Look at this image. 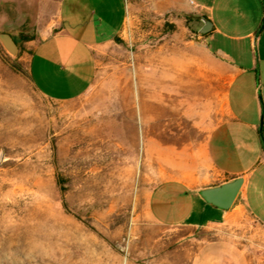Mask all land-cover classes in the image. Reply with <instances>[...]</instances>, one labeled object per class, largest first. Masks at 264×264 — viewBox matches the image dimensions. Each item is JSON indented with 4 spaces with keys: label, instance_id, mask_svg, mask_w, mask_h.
Segmentation results:
<instances>
[{
    "label": "rangeland",
    "instance_id": "rangeland-1",
    "mask_svg": "<svg viewBox=\"0 0 264 264\" xmlns=\"http://www.w3.org/2000/svg\"><path fill=\"white\" fill-rule=\"evenodd\" d=\"M35 1L0 0V24L27 13L28 28ZM44 1L54 18L58 0ZM159 1L127 0L76 99L36 89L20 35L15 56L0 43V264H191L203 241L245 231L161 225L148 211L159 145L203 140L226 117L229 77L193 13Z\"/></svg>",
    "mask_w": 264,
    "mask_h": 264
},
{
    "label": "crops",
    "instance_id": "crops-1",
    "mask_svg": "<svg viewBox=\"0 0 264 264\" xmlns=\"http://www.w3.org/2000/svg\"><path fill=\"white\" fill-rule=\"evenodd\" d=\"M191 12L208 50L228 68L223 98L226 117L203 140L183 146L159 145L161 172L149 189L147 207L161 225L223 232L245 228L240 236L203 241L191 264H264V0H160ZM35 1L31 26L26 13L16 22L1 20L0 31L34 34L29 76L36 89L54 101L82 96L96 71L95 51L120 35L127 0H58L54 15ZM209 22L201 32L204 21ZM209 40L214 46L206 43ZM236 176L242 184L232 205L221 210L196 194ZM243 228V229H244ZM247 233V235H245Z\"/></svg>",
    "mask_w": 264,
    "mask_h": 264
},
{
    "label": "water",
    "instance_id": "water-1",
    "mask_svg": "<svg viewBox=\"0 0 264 264\" xmlns=\"http://www.w3.org/2000/svg\"><path fill=\"white\" fill-rule=\"evenodd\" d=\"M204 25L201 32H205L209 27V22L203 20ZM0 43L3 49L10 55L15 56L18 51V45L15 39L7 32H0ZM242 176H236L216 185L202 186L196 189L197 196L205 203L213 205L221 210L228 209L242 184Z\"/></svg>",
    "mask_w": 264,
    "mask_h": 264
},
{
    "label": "trees",
    "instance_id": "trees-1",
    "mask_svg": "<svg viewBox=\"0 0 264 264\" xmlns=\"http://www.w3.org/2000/svg\"><path fill=\"white\" fill-rule=\"evenodd\" d=\"M20 37L22 40H30V39H36L37 38L34 34H25V33H21Z\"/></svg>",
    "mask_w": 264,
    "mask_h": 264
},
{
    "label": "built area",
    "instance_id": "built-area-1",
    "mask_svg": "<svg viewBox=\"0 0 264 264\" xmlns=\"http://www.w3.org/2000/svg\"><path fill=\"white\" fill-rule=\"evenodd\" d=\"M190 3H192V0H189Z\"/></svg>",
    "mask_w": 264,
    "mask_h": 264
}]
</instances>
